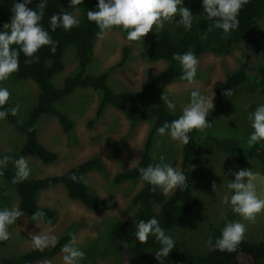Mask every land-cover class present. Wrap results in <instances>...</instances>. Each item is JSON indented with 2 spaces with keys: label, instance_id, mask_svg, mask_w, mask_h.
<instances>
[{
  "label": "trees",
  "instance_id": "obj_1",
  "mask_svg": "<svg viewBox=\"0 0 264 264\" xmlns=\"http://www.w3.org/2000/svg\"><path fill=\"white\" fill-rule=\"evenodd\" d=\"M16 2L22 3L23 0H0V31L6 30L3 25L11 22L13 16L11 9ZM39 2L40 0H32L27 6L35 10ZM69 3L70 0H47V8L41 21L44 29L58 42L56 52L52 53L50 48L42 47L37 53L39 62L31 65L24 63L27 58L22 52L20 53L19 71L14 73L11 78L15 80L31 79L36 84L38 91L35 101L29 106L23 117H19L18 114L13 116L9 113L7 118L2 120L15 132L22 134L23 139L16 146L3 152L0 151V158L5 155H10L13 158L32 156L42 163L53 162L57 158V154L40 142L36 123L42 116H51L55 118L63 131L69 132L73 123L55 104L75 88H90L97 94L96 116L100 115L106 106H110L121 111L130 127L139 121L149 123L138 163L115 173L112 177V181L115 183L138 179L142 182L140 188L131 197V204L136 206L135 211L126 219L113 220L104 235L109 239L115 252L126 256L127 264H137L140 260H143L144 264H264V239L258 242L243 239L234 252L220 256L199 251H195L198 252L195 253L194 250L184 247L174 240L175 247L163 262L155 258V251L161 246L155 236L150 235L147 243L144 244L135 240L136 225L140 219L147 221L156 217L160 226L166 230L180 225L191 209L198 205L199 198L194 193V189L205 171V158L211 153L214 146L220 147L229 157L237 151L243 150L238 138L236 140L233 139V136L216 135L212 132V127L203 133L194 130L189 133V144L181 146L179 170L187 177V189L184 191L176 189L167 196L159 188L153 192L152 186L141 179L138 169L160 162L161 156L153 152L152 148L156 129L165 121L171 122L178 118L181 113H173L165 106L158 104L144 105L141 103L142 100L150 91L162 84L180 79L181 67L178 61L172 59L173 53L183 54L191 51L196 57L204 51L226 54L237 42L241 45L242 61L216 87L214 108L221 103L224 90L233 89L246 82L250 83L251 88L258 89L263 93L264 64H256L255 61L253 62V57L255 59L257 54L264 49V32H259L256 29L257 21L264 16V0H249V3L240 11L238 29L227 34L222 29L208 30V25L212 22L203 18L202 0H183V6L188 7L193 16L199 17V19H194L192 28L187 31L183 26H177L174 35L166 28L151 33L147 46L148 55L151 59L163 60L166 64L159 72L149 74L138 90L113 89L108 86V69L98 73L86 71L94 40L99 31L95 23L87 19V11H97L98 0H83V3L77 6L79 8L77 16L81 21L79 27L70 31H65L62 27H58L54 32L51 30L49 18L53 14L62 13V8L69 6ZM12 48L18 50L19 46L14 44ZM127 49L128 47H123L122 53L125 54ZM65 54L73 56L75 65L57 84L55 76L62 70ZM2 83H0V87H4ZM15 105V101L11 98L5 107L10 108ZM214 108L208 114L210 123ZM251 111H254L253 108ZM106 143L113 148V152L120 145V141L110 142L108 138H106ZM243 152L242 157L237 156L235 162L232 161L231 180H234L233 172H237L241 168H250L249 164L252 161L256 162L257 171L264 177V141L252 147L246 146ZM92 170L104 171V164L97 156L74 164L62 173L37 177L30 175L24 182L13 185L11 178L15 175V167L9 162L8 168L4 170V175L0 178L4 179L16 192L17 205L24 214L31 217L35 211L42 210L46 213L44 221H49L53 219L55 212L49 206L40 205L37 202V195L41 190L54 185H62L69 197L78 200L85 207L94 210L100 208L99 199L80 179L83 174ZM73 173L77 176L75 182L70 179ZM235 216L236 214L230 208L227 219ZM225 224L222 222L219 225L208 226L203 233L204 238L208 240L211 236L212 245L215 246L216 239L221 236V230ZM69 239L68 234H63L58 238L59 242L55 247L46 248L43 252L31 248L16 253L17 255L0 256V264H33L61 250ZM125 242L128 244L127 248L124 247ZM247 257H250V261L247 260ZM80 264H89V262Z\"/></svg>",
  "mask_w": 264,
  "mask_h": 264
},
{
  "label": "rangeland",
  "instance_id": "obj_2",
  "mask_svg": "<svg viewBox=\"0 0 264 264\" xmlns=\"http://www.w3.org/2000/svg\"><path fill=\"white\" fill-rule=\"evenodd\" d=\"M64 11L78 15L76 9L69 6L63 7L62 12ZM178 21L179 16L175 17L172 23H165L164 28L174 35ZM256 29L264 32V16L257 21ZM152 32L144 37L141 43L127 41V33L116 28L104 39H98L96 36L86 71L98 73L108 69V86L113 89L138 90L149 74L159 72L166 64L163 60H153L148 55L147 46ZM125 46L128 49L124 54L122 50ZM197 58L199 67L193 84L189 85L181 79L169 81L150 91L141 103L166 107L161 99L162 95L166 94L175 102L174 113L182 114L183 108L189 102L191 91L199 88L202 94L211 96L226 75L240 65L241 45L238 42L234 43L231 51L226 54L204 51ZM63 59L62 70L55 76L57 84L75 65L72 55L65 54ZM254 61L256 64H264V49L255 59L253 57ZM2 84L11 92V98L15 103L19 104L18 115L23 117L36 99L38 91L36 84L31 79L15 80L11 77ZM249 84L246 82L234 87L231 97L223 96L211 117L212 132L216 135L233 136L236 140L238 138L243 150L248 146L247 138L252 132L247 116L249 112H252L251 108L255 110L258 105L264 104V92L251 88ZM213 103L215 104V96ZM96 104L97 94L90 88H75L58 100L55 106L71 119L72 129L66 133L51 116H42L36 123L38 139L45 147L55 151L57 158L50 163H42L32 156L26 159L31 169L30 175L37 177L62 173L74 164L97 156L104 164V171L92 170L83 174L80 179L99 199L100 208L94 210L85 207L78 200L69 197L62 185L43 189L37 195V202L54 210L53 219L41 222L38 227L36 222L26 214L18 218L15 224L9 226L10 239L0 242V256H13L33 248L30 234L47 232L59 238L63 234L72 233L77 237V246L86 253V258L80 263L127 264L126 256L115 252L109 239L104 235L113 220L126 219L135 211L136 206L131 204V197L140 188L142 182L138 179L115 183L112 177L115 173L138 163L131 164L134 159H139L149 123L139 121L130 127L121 111L110 106H106L101 114L96 116ZM106 138L110 142L120 141L115 152L106 143ZM22 139V134L15 132L2 120L0 121L1 152L16 146ZM181 146L182 143L172 140L167 135L160 136L156 132L153 137V152L163 157L165 163H170L178 169ZM243 150L229 157L220 147L212 148L211 153L205 158V171L194 189V193L199 198L198 205L191 209L180 225L164 230L166 235L194 252H206L215 256L229 252L220 251L216 245L211 247L207 245L203 233L210 225L240 220L247 229L244 239L256 242L264 239V213L256 217L255 223L244 221L238 215L227 219L231 206L222 202L225 195L229 197L232 195V191L227 187L233 171L230 166L237 156L244 155ZM255 164L256 162L252 161L249 164L250 168L246 169L254 173L257 192L264 197V177L257 171ZM213 182L216 184L215 191L212 188ZM14 205H17L16 192L4 179L0 178V208H11ZM135 240H138L136 236ZM62 255L59 250L52 256L40 259L33 264H63ZM247 260L250 261V257H247ZM144 263L140 260L137 264Z\"/></svg>",
  "mask_w": 264,
  "mask_h": 264
},
{
  "label": "clouds",
  "instance_id": "obj_3",
  "mask_svg": "<svg viewBox=\"0 0 264 264\" xmlns=\"http://www.w3.org/2000/svg\"><path fill=\"white\" fill-rule=\"evenodd\" d=\"M31 2L32 0H23L22 3H14L11 9L13 12L11 22L5 23L3 28L6 30L0 31V83L7 81L19 71L21 52L27 58L24 61L26 65L39 62L37 53L42 47L50 48L52 53L56 52L58 42L41 24L47 8V0H40L35 10L27 6ZM82 3L83 0H70L69 8H75L78 13L77 6ZM248 3L249 0H202L203 18L212 22L209 23L208 30L222 29L227 34L238 29L240 11ZM97 8V11H87V19L98 27V39L106 38L113 29L119 28L127 33V41L141 43L150 32L162 30L165 23H172L177 16H179L178 26H183L186 31L192 28L194 19H199L193 16L188 7L183 6V0H98ZM80 23L78 16L68 11L53 14L49 18V25L53 32L58 27L70 31L79 27ZM14 44L19 46L18 50L12 48ZM172 59L179 62L182 71L180 79L189 85L193 84L199 67L196 55L191 51L183 54L173 53ZM214 95L213 92L211 96L204 95L199 88L191 91L189 102L183 108L182 114L171 122L165 121L157 127V134L167 135L184 145L189 144V133L194 130L203 133L212 126L208 114L214 108ZM222 95L231 97L233 90L226 89ZM10 99L11 92L8 88L0 87V120L6 119L9 113L16 116L19 112V104L10 108L5 107ZM161 99L167 109L174 113L175 102L166 94H163ZM247 119L252 128L247 144L252 147L264 141V104L258 105L253 112H249ZM163 160L164 158L161 157L159 163L140 167L138 171L141 179L152 186L153 192L159 188L165 196L176 189L186 190L188 187L186 175L170 163H164ZM9 162L15 167V175L11 178L13 185L29 178L31 169L28 160L24 156L13 158L10 155L0 158V176L4 175ZM137 162L138 159H134L131 164L134 165ZM233 175L234 180L227 185L232 195L230 197L225 195L222 202L230 204L231 211L242 220L255 223L256 217L264 213V197L257 192V185L254 183L256 177L251 170L245 168L233 172ZM70 179L75 182L76 174L73 173ZM212 188L216 190L215 182ZM23 216L24 212L18 205L0 209V242L10 239L9 226ZM45 216L44 211L37 210L32 214L31 220L40 227ZM136 226V238L141 244L147 243L150 235L155 236L161 245L155 251V258L163 262L175 247L173 238L166 235L156 217L147 221L140 219ZM246 230L245 224L240 220L227 222L221 230V236L216 239V247L220 251L234 252L243 241ZM69 235L70 240L61 248L63 264H80L86 258V253L77 246L76 235L72 233ZM30 236L34 250L41 252L46 248L55 247L59 242L55 235L47 232L30 234ZM206 243L209 247L212 246L211 236ZM124 247H128L127 242L124 243Z\"/></svg>",
  "mask_w": 264,
  "mask_h": 264
}]
</instances>
